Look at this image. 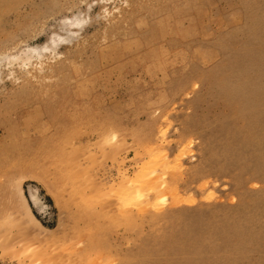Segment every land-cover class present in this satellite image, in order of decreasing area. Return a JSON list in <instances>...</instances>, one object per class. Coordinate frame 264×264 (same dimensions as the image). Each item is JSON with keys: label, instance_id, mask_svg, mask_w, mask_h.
Wrapping results in <instances>:
<instances>
[{"label": "rangeland", "instance_id": "obj_1", "mask_svg": "<svg viewBox=\"0 0 264 264\" xmlns=\"http://www.w3.org/2000/svg\"><path fill=\"white\" fill-rule=\"evenodd\" d=\"M263 145L264 0H0V264H264Z\"/></svg>", "mask_w": 264, "mask_h": 264}, {"label": "bare ground", "instance_id": "obj_2", "mask_svg": "<svg viewBox=\"0 0 264 264\" xmlns=\"http://www.w3.org/2000/svg\"><path fill=\"white\" fill-rule=\"evenodd\" d=\"M78 21V20H77ZM47 48V47H46ZM228 130H226V132H227ZM227 136H228V132H227ZM226 136V137H227ZM230 142V141H229ZM230 144V143H229ZM212 145V144H211ZM263 147H264V145H263ZM262 147V148H263ZM202 149V148H201ZM227 149V148H226ZM232 149V148H231ZM212 151V150H211ZM264 151V150H263ZM211 153V152H210ZM229 153V152H228ZM228 153H226V155L228 156ZM201 158V157H200ZM226 160H227V157H226ZM202 163V162H201ZM203 165V164H202ZM200 166V165H199ZM198 167V166H197ZM206 168H208V167H206ZM259 168V167H258ZM202 169V168H201ZM213 169V168H212ZM223 171V170H222ZM227 171V170H226ZM248 176V178H249V175H247ZM255 176H257V175H255ZM257 178H258V176H257ZM255 181V180H254ZM133 182H135V181H133ZM150 183H151V181H149ZM149 182H147V183H149ZM136 183V182H135ZM137 184V183H136ZM130 185H134V184H130ZM137 186V185H136ZM126 187V186H125ZM154 189V188H153ZM16 190V189H15ZM14 190V191H15ZM18 191V190H17ZM20 192V191H19ZM18 192V193H19ZM124 192H125V194L123 195V200L125 201V202H127L128 201V199L131 201V202H138V201H140V200H144V199H146V200H148L149 198L147 197V195L144 193V191L142 190V188L140 187V186H137V187H133V186H131L130 188H126V190H124ZM13 194H14V192H13ZM14 195H16V193L14 194ZM19 195V194H18ZM17 196V195H16ZM262 197V196H261ZM254 199V198H253ZM22 200V199H21ZM25 200V199H24ZM23 200V201H24ZM27 200L28 201H24L23 203V206H22V210H21V212L19 213V214H17L15 217L17 218V219H15V222L16 223H19V224H21V225H23V227H26L30 232H32L33 233V235L35 234L36 236H37V238H39L40 236H41V234L39 235V233L37 232V230L38 229H40V227L38 228L37 226L40 224L42 227H44V228H46V226L43 224V223H41L40 222V220H39V218L35 215V213L32 211V208H37V207H39L40 206V200H39V197H38V194H37V192H35L34 190L33 191H31L30 193H29V196L27 197ZM248 200V199H247ZM257 200V202H258V200H261V198L260 199H256ZM263 200V199H262ZM261 200V201H262ZM14 201V200H13ZM253 201V200H252ZM249 202H251V201H249ZM255 201H253V203H254ZM259 203H262V202H260L259 201ZM19 204V203H18ZM245 205H247V204H245ZM253 205V204H252ZM252 205H251V207H252ZM13 206V205H12ZM259 206V205H258ZM263 206V205H262ZM239 207H241V206H239ZM246 207V206H245ZM244 207V208H245ZM257 207V206H256ZM20 208V207H19ZM243 208V207H242ZM243 208V209H244ZM254 208V207H253ZM249 210H250V208H248ZM256 209V208H255ZM38 210V209H37ZM245 211H247V209L245 210ZM250 212V211H249ZM252 212H254V211H252ZM251 212V213H252ZM245 213V212H244ZM249 214V213H248ZM27 216L28 217H31V216H33L36 220H37V222H39V224L36 226V228H37V230H34L33 228H31L30 227V225H29V223H28V219H27ZM7 218V217H6ZM11 218V217H10ZM254 218V217H253ZM9 220V219H8ZM13 221V220H12ZM7 223V222H6ZM5 224V223H4ZM39 225V226H40ZM248 227V226H247ZM48 230V229H47ZM39 231V230H38ZM247 231V230H246ZM31 233V234H32ZM260 233V232H259ZM43 234V233H42ZM34 235V236H35ZM260 234H258V236H259ZM36 238V237H35ZM261 238V237H260ZM259 238V239H260ZM245 240H246V237H245Z\"/></svg>", "mask_w": 264, "mask_h": 264}]
</instances>
